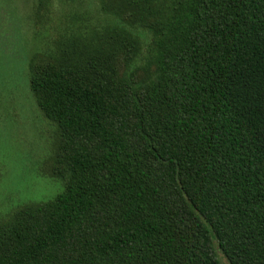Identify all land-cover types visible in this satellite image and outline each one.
Listing matches in <instances>:
<instances>
[{"label":"trees","instance_id":"trees-1","mask_svg":"<svg viewBox=\"0 0 264 264\" xmlns=\"http://www.w3.org/2000/svg\"><path fill=\"white\" fill-rule=\"evenodd\" d=\"M98 4L31 60L63 191L0 264H264V0Z\"/></svg>","mask_w":264,"mask_h":264},{"label":"rangeland","instance_id":"rangeland-1","mask_svg":"<svg viewBox=\"0 0 264 264\" xmlns=\"http://www.w3.org/2000/svg\"><path fill=\"white\" fill-rule=\"evenodd\" d=\"M100 18L98 0H0V223L63 191L46 174L57 128L31 92V60L73 24Z\"/></svg>","mask_w":264,"mask_h":264}]
</instances>
